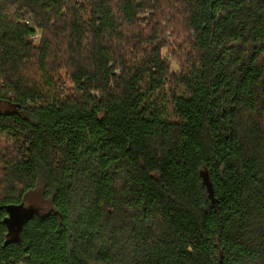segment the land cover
<instances>
[{
  "label": "trees",
  "instance_id": "16d2710c",
  "mask_svg": "<svg viewBox=\"0 0 264 264\" xmlns=\"http://www.w3.org/2000/svg\"><path fill=\"white\" fill-rule=\"evenodd\" d=\"M32 194L0 264H264V0H0V206Z\"/></svg>",
  "mask_w": 264,
  "mask_h": 264
},
{
  "label": "water",
  "instance_id": "95a60500",
  "mask_svg": "<svg viewBox=\"0 0 264 264\" xmlns=\"http://www.w3.org/2000/svg\"><path fill=\"white\" fill-rule=\"evenodd\" d=\"M210 194L214 197V192L212 185L205 180ZM5 208L8 212V215L5 217V222L9 227L10 233H19V228L23 225V223L30 219L35 211V207H25L24 204H20L18 206L15 205H6L0 206V209Z\"/></svg>",
  "mask_w": 264,
  "mask_h": 264
},
{
  "label": "rangeland",
  "instance_id": "374dc122",
  "mask_svg": "<svg viewBox=\"0 0 264 264\" xmlns=\"http://www.w3.org/2000/svg\"><path fill=\"white\" fill-rule=\"evenodd\" d=\"M42 36V33L40 30H37L35 36H33V39L35 41H39L40 38ZM175 68H177L175 66ZM156 98L158 99V101H161V95H157ZM45 203L44 201L40 198V195L37 194H32L30 195V197L27 199L26 203H25V207H41L43 206Z\"/></svg>",
  "mask_w": 264,
  "mask_h": 264
},
{
  "label": "flooded vegetation",
  "instance_id": "af4514ba",
  "mask_svg": "<svg viewBox=\"0 0 264 264\" xmlns=\"http://www.w3.org/2000/svg\"><path fill=\"white\" fill-rule=\"evenodd\" d=\"M11 234H13V233H11Z\"/></svg>",
  "mask_w": 264,
  "mask_h": 264
},
{
  "label": "built area",
  "instance_id": "2783aa9c",
  "mask_svg": "<svg viewBox=\"0 0 264 264\" xmlns=\"http://www.w3.org/2000/svg\"><path fill=\"white\" fill-rule=\"evenodd\" d=\"M35 36V35H34Z\"/></svg>",
  "mask_w": 264,
  "mask_h": 264
}]
</instances>
